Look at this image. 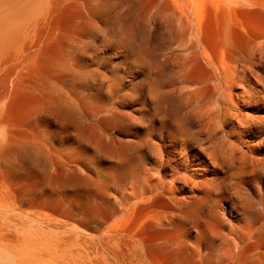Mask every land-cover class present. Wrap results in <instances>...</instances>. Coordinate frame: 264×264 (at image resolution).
Returning a JSON list of instances; mask_svg holds the SVG:
<instances>
[{
    "label": "rangeland",
    "instance_id": "1",
    "mask_svg": "<svg viewBox=\"0 0 264 264\" xmlns=\"http://www.w3.org/2000/svg\"><path fill=\"white\" fill-rule=\"evenodd\" d=\"M14 1L27 14L11 20L21 33L0 55V264H264V131L231 139L244 158L218 167L190 151L207 186L177 194L181 204L129 194L132 140L145 152L159 142L160 64L199 80L210 69L196 58L244 56L264 12L228 16L213 0Z\"/></svg>",
    "mask_w": 264,
    "mask_h": 264
},
{
    "label": "bare ground",
    "instance_id": "2",
    "mask_svg": "<svg viewBox=\"0 0 264 264\" xmlns=\"http://www.w3.org/2000/svg\"><path fill=\"white\" fill-rule=\"evenodd\" d=\"M211 5L215 12L228 16L241 9L264 12V0H213ZM0 7L8 11L5 18H0V33L3 34L0 37L1 55L16 45L21 33L12 28L11 20L16 15L25 16L27 12L18 9L14 0H0ZM244 48V56L233 57L234 54L221 60L197 57L198 66L201 62L210 69L199 80H193L185 66L175 72L169 69L165 74V63L160 64V84L156 85V109L163 117L161 131L157 135L159 142L147 147L146 152L144 142L134 139L131 143L133 174L129 196L134 203L144 202L147 196L151 198L156 194L163 198L167 196L175 205L181 204L177 194H182L185 189L191 193L200 192L207 186V181H200L190 169V151L197 150V154L220 166L226 164L223 163L226 162L224 158L230 157L234 161L244 158L243 153L240 157L234 150L229 153L235 146L231 139L239 142L237 136L240 134L263 133L264 116L256 113H264V84L259 77V69L264 67V31ZM257 86L263 89L258 91ZM245 107L254 114L244 113ZM148 159H155L156 165L149 177L140 178L137 169ZM175 184L181 187L176 189Z\"/></svg>",
    "mask_w": 264,
    "mask_h": 264
}]
</instances>
